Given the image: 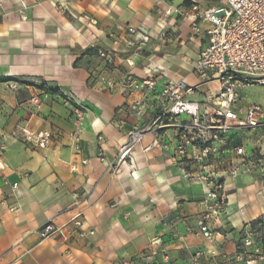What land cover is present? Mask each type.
<instances>
[{"label": "crops", "instance_id": "1", "mask_svg": "<svg viewBox=\"0 0 264 264\" xmlns=\"http://www.w3.org/2000/svg\"><path fill=\"white\" fill-rule=\"evenodd\" d=\"M58 1L66 13L51 0H0V264H210L205 251L233 252L244 224L264 215V173L227 179L219 238L208 244L196 228L206 210L201 188L185 177L193 167L146 150L154 138L174 141L173 130L146 134L130 161H117L129 133L149 119L132 114L142 95L125 85L128 76L140 81L156 67L197 83L192 65L206 39L192 38L188 17L160 22L169 8L184 12L186 0ZM243 90L244 105L264 109ZM15 130L49 133V145L38 148ZM78 214L94 232L90 244L39 238L47 222L67 226ZM199 250L203 256L189 258Z\"/></svg>", "mask_w": 264, "mask_h": 264}, {"label": "built area", "instance_id": "2", "mask_svg": "<svg viewBox=\"0 0 264 264\" xmlns=\"http://www.w3.org/2000/svg\"><path fill=\"white\" fill-rule=\"evenodd\" d=\"M185 2L187 6L184 12L169 8L160 16V22L163 25L172 14L188 17L192 20V38L206 39V45L192 65L197 83L188 85L184 78L168 77L156 67H148L147 77L140 81L128 79V88L142 92V100L137 103L140 115L145 113L143 109L148 95H152L154 117L149 127L134 129L129 133L128 142L120 148L117 161H130V152L142 142L151 127L154 126L157 132L173 130L174 141L165 138L161 142L156 138L151 146L178 159H185L193 167L185 173V177L206 188L205 202L216 207L211 213L201 215L197 222L201 235L211 240L209 219L212 216L218 220L220 206L226 199L227 179L233 181L241 175H250L257 167H263L261 170L264 171V156L259 152L260 157L257 158L255 152L251 154L235 140L240 131L251 133L257 130H263L264 139L263 107L255 103L244 105L241 95L246 87H264V0ZM52 4H59L62 10L64 8L58 0ZM128 32L132 36L143 34L132 28ZM142 41L148 42V37L143 36ZM99 57L108 66L113 64L110 53L100 51ZM107 85L112 86L110 82ZM200 87L205 88L201 99H189L198 94ZM31 103L37 104L38 100L32 98ZM183 116H187V119H181ZM23 133L15 130L13 134L38 148L48 147L51 139L49 133H30L21 137ZM98 158L104 162L102 150ZM12 188L15 189V186ZM37 233L41 240L68 241L76 237L86 240L87 244H90L88 239L94 236L93 231L84 229L80 214L71 218L67 226L47 222ZM153 244H159V240ZM247 245H250L249 241H246ZM254 263L250 260L246 264Z\"/></svg>", "mask_w": 264, "mask_h": 264}, {"label": "rangeland", "instance_id": "3", "mask_svg": "<svg viewBox=\"0 0 264 264\" xmlns=\"http://www.w3.org/2000/svg\"><path fill=\"white\" fill-rule=\"evenodd\" d=\"M51 2L54 3L55 0H51ZM59 3L60 4L62 3L61 5H64L63 10L60 9L59 4L53 5V6H56L58 8L59 12L66 13V11H67L66 4L61 2V1H59ZM20 15H22V14H20ZM147 75H148V73H146V77H147ZM128 79H132V80L136 81L135 78H133L132 76H128V78H126V81ZM126 81H125V85L128 86V84H126ZM134 90H137V89H134ZM242 94L246 100L247 99H251V100H255V101L264 100V87H262V86H249V87L245 88V90H243ZM148 96H149V97H147L148 101L144 105L143 110H145V113L143 115L139 114V112H140L139 105L138 104H135V106L133 105L134 111L132 112V114H134V116H136V118L138 117L139 120H144L146 117L149 118L147 120H144V123L142 124V126H139L135 129H142L145 127H149L152 120H153V117H154V112H153L154 100L151 98L152 95H148ZM189 99H196L197 100V99H201V98L198 95H196V96L190 97ZM33 105L37 107V106H39V102L37 104H33ZM181 119L185 120V119H187V116H183ZM164 122H166V121H164ZM163 130L166 131L168 129H163ZM153 131L156 132V134H158L161 130H159L157 132L155 130V127L153 126V127H151L150 131L147 132L146 134L153 132ZM146 134H145V136H146ZM262 136H263V130H257L255 132H251V133H249L247 131H240L235 136L236 137L235 140H236V143L238 145L245 146V148H247L251 154H254L253 152H255V155L257 156V158H259L260 153L264 156V153H262V152H264V139H262ZM154 139H156V138H154ZM153 141L154 140L151 141L150 145L147 148L151 149V147H152L151 145H152ZM141 144H142V142L137 144L136 146H140ZM157 149L160 150L159 148H157ZM162 152H164V151H162ZM164 153H166V152H164ZM168 154H170V153H168ZM171 155L174 158H176V156H174L173 154H171ZM176 160H179V162H181L182 164L184 163L183 162L184 159L176 158ZM263 165H264V163H263ZM262 168L263 167H257V169L253 170V173L260 174V175L263 174L264 171L261 170ZM259 180H261V179H259ZM190 183L195 184L192 181H190ZM196 185L201 188L203 201L206 204V210L202 214H200L198 216V218L196 219V228L199 231L198 226H197V222H198L200 216L207 213V212L211 213L212 210L215 209L216 207L214 205H212L211 203L205 202L204 192H205L206 188H204L198 184H196ZM227 195L228 194L226 193V189H225V196L227 197ZM226 203L227 202L225 199L223 202V205L220 206V212H221V210L224 209ZM209 207H211V209ZM208 208L210 210H208ZM209 220L210 221L208 224L210 225L209 228H210L212 237H211V240H206V242L208 244H213L212 242L216 241L217 238H219L217 235V233H219V229H217L216 227H218L222 224V220L217 221V219L213 218L212 216H210ZM256 220H263V221L261 223L253 224L252 222L256 221ZM253 221H247V223L244 224V227H246V231L243 230L239 234H237L238 237H237V240L235 241L237 245L235 246V249L233 252L226 253L225 251H220L217 249H214V250L209 249L208 251H205V252H208L209 257L212 258V259H210L209 263L210 264H218L219 260L220 261L223 260L227 264H246L247 261H250V260H253L255 262L254 264H260L261 262L264 263V250H263L264 249V247H263L264 246V215L258 217L257 219H255ZM225 222H227V217H225ZM226 224H229V223H226ZM246 241H249L250 245L246 246ZM203 255H204V252L199 250L196 254L189 255V258L190 259H193V258L199 259L200 256H203ZM230 256H233V257L230 258ZM194 263H196V262L194 261Z\"/></svg>", "mask_w": 264, "mask_h": 264}, {"label": "trees", "instance_id": "4", "mask_svg": "<svg viewBox=\"0 0 264 264\" xmlns=\"http://www.w3.org/2000/svg\"><path fill=\"white\" fill-rule=\"evenodd\" d=\"M263 220H256V221H253L252 223L255 224V223H261Z\"/></svg>", "mask_w": 264, "mask_h": 264}]
</instances>
